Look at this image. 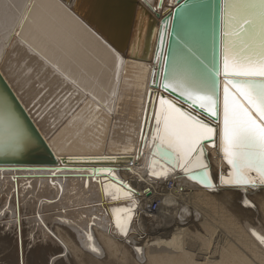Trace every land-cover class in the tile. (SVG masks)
Here are the masks:
<instances>
[{"label": "bare ground", "instance_id": "6f19581e", "mask_svg": "<svg viewBox=\"0 0 264 264\" xmlns=\"http://www.w3.org/2000/svg\"><path fill=\"white\" fill-rule=\"evenodd\" d=\"M177 1L0 0V200L12 219L1 246L16 236L6 258L18 246V264H264L259 173L246 168L251 183H232L221 140H205L187 166L207 164L206 188L167 144L174 164L156 152L153 112ZM35 230L40 252L23 241Z\"/></svg>", "mask_w": 264, "mask_h": 264}, {"label": "snow or ice", "instance_id": "6c2138e0", "mask_svg": "<svg viewBox=\"0 0 264 264\" xmlns=\"http://www.w3.org/2000/svg\"><path fill=\"white\" fill-rule=\"evenodd\" d=\"M221 19L219 54L224 88L223 124L219 135L224 156L236 173L232 183L248 185L251 182L242 176L246 168L258 172L264 179V0H222ZM196 60L202 66V72H181L174 68L167 82H162L161 86L164 91L182 98L180 103L187 102L189 108L202 110L219 120L218 82L213 77L220 72L215 65L209 67L198 56ZM159 103L160 112H153L157 125L153 140L160 141L156 152L174 164V158L164 150L167 144L168 148L180 154L181 168L188 179L197 180L206 188L214 187L206 171L207 164L199 163V167L205 170L201 175L191 171L187 162L193 153L204 155L201 144L205 140L212 141L217 129L194 112L179 107L175 99L162 96ZM21 146V141L16 139L15 147ZM161 175L166 174H156L157 178ZM252 186L255 187L254 184ZM122 233L128 234L126 229H122ZM257 239L264 244V237L257 236Z\"/></svg>", "mask_w": 264, "mask_h": 264}, {"label": "water", "instance_id": "95a60500", "mask_svg": "<svg viewBox=\"0 0 264 264\" xmlns=\"http://www.w3.org/2000/svg\"><path fill=\"white\" fill-rule=\"evenodd\" d=\"M163 0H158L157 7L160 8ZM134 3V1H133ZM106 6V5H105ZM221 6L222 0H178L171 12L170 25L168 29L167 45L163 59L162 72L163 76L160 77V87L158 99L165 97L167 99H175L178 106L190 112H194L200 119L205 120L210 126L217 129V135L213 137V144L220 148V135L216 120L207 119V113L202 110H193L188 107L187 102L180 103L182 98L177 97L176 94L166 92L162 88V82H167V78L171 76L174 68L178 71L191 70L195 72H202L203 68L196 60L198 56L209 67L215 65L220 74L214 76L213 79L217 81L216 92L219 101V109L223 106V88L224 76L223 65L220 56V35L223 28L221 19ZM108 7V6H107ZM110 7L119 9V2L113 1ZM134 7V5H133ZM121 8V7H120ZM134 9V8H133ZM130 21H128L127 31L130 30L132 8L131 5L127 7ZM191 49V51H189ZM193 53L195 55H193ZM167 57V62H165ZM206 117V118H205ZM34 161H37L35 159ZM115 168L108 167L106 170L114 171ZM193 172L204 173V169L198 168L192 170ZM235 178L236 173L234 171ZM244 177V174L242 173ZM115 179L114 177H112ZM245 178V177H244ZM116 180V179H115ZM197 181V180H194ZM116 182L121 183L116 180ZM244 185V184H239ZM247 186V185H244Z\"/></svg>", "mask_w": 264, "mask_h": 264}, {"label": "rangeland", "instance_id": "374dc122", "mask_svg": "<svg viewBox=\"0 0 264 264\" xmlns=\"http://www.w3.org/2000/svg\"><path fill=\"white\" fill-rule=\"evenodd\" d=\"M74 12H76V14H78V16H80L83 20H86V22H88V24H90L95 30H97L100 34H102L108 41H111V38L108 37L103 31H101L100 28H98V25L95 24L87 16L85 11L81 9V6H78L76 8V10H74ZM112 44H116V43H112ZM127 69H126V71H127L126 75H127V78H129L131 76L130 72H133V66L129 65V67L127 66ZM124 95H126V94H124ZM41 116L43 117L44 115H41ZM19 179H24V178H19ZM23 181H25V180H23ZM168 184H169V186L171 185L170 182ZM29 190H32V187L31 186H26L25 191H24V195L26 196V200H32V198H33V194L32 193H28ZM251 196L252 195H250V198H251ZM253 196H255V195H253ZM218 199L221 200V198H219V197H218ZM223 202L225 203V204L223 203V206H225L226 203L228 204V202H226V201H223ZM3 205H4V201H3V198H1V200H0V218H3V219H0V264H18V257L20 259V256H21L18 246H17V250H16V248L14 250L13 259H12V257L11 258H6V256L10 252H12V250H13V241L12 240H13V238L14 239L16 238V236L14 234V231L12 232V234H10L11 236H9V238L6 241V243L3 244V246H1L2 239H3L2 237H4L5 234H8L10 232V230H12V228H11L12 227V225H11L12 224V219H8V218L6 219L7 214L11 213V207L8 206L9 204L7 206L6 205L3 206ZM227 206L228 205H226V207ZM57 213H58L57 210L50 212V214H57ZM23 241H24V244H25L27 250L30 251V250H33L35 248V249H37L39 251L40 243H41L42 240H41L40 235H38L36 233V230H35L33 232H25Z\"/></svg>", "mask_w": 264, "mask_h": 264}, {"label": "built area", "instance_id": "2783aa9c", "mask_svg": "<svg viewBox=\"0 0 264 264\" xmlns=\"http://www.w3.org/2000/svg\"><path fill=\"white\" fill-rule=\"evenodd\" d=\"M156 207H157V204H156V203H152L151 209H152V210H155Z\"/></svg>", "mask_w": 264, "mask_h": 264}]
</instances>
